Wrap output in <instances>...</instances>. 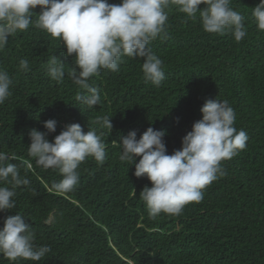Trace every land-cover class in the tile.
<instances>
[{
  "label": "trees",
  "instance_id": "trees-1",
  "mask_svg": "<svg viewBox=\"0 0 264 264\" xmlns=\"http://www.w3.org/2000/svg\"><path fill=\"white\" fill-rule=\"evenodd\" d=\"M0 264H264V0H0Z\"/></svg>",
  "mask_w": 264,
  "mask_h": 264
}]
</instances>
